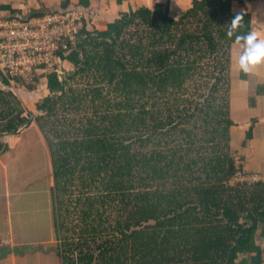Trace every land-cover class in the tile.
Here are the masks:
<instances>
[{
  "label": "trees",
  "instance_id": "trees-1",
  "mask_svg": "<svg viewBox=\"0 0 264 264\" xmlns=\"http://www.w3.org/2000/svg\"><path fill=\"white\" fill-rule=\"evenodd\" d=\"M230 8L87 21L34 114L0 71V136L34 124L49 148L63 264H263L264 182L235 178L251 174L231 143Z\"/></svg>",
  "mask_w": 264,
  "mask_h": 264
},
{
  "label": "crops",
  "instance_id": "crops-1",
  "mask_svg": "<svg viewBox=\"0 0 264 264\" xmlns=\"http://www.w3.org/2000/svg\"><path fill=\"white\" fill-rule=\"evenodd\" d=\"M225 1L230 2L233 13L248 14L251 28L264 38V0ZM1 3L0 11L22 17L69 8L97 12L99 17L89 20L87 25L91 28L98 24L103 29L105 22L116 20L121 13L150 8L156 3L168 7L169 15L178 18L193 6L194 0H2ZM240 50L238 44L232 51L229 72L230 115L234 123L230 128L231 143L242 157L245 172L264 182V64L248 73L240 72L236 66ZM43 84L46 87V81ZM17 96L24 102L25 97ZM0 145V264H63L55 228L53 177L46 140L31 124L16 133H2ZM34 165H41L44 172L33 174L35 168L26 170ZM261 232L262 228L256 235V244L262 251L264 264Z\"/></svg>",
  "mask_w": 264,
  "mask_h": 264
},
{
  "label": "built area",
  "instance_id": "built-area-1",
  "mask_svg": "<svg viewBox=\"0 0 264 264\" xmlns=\"http://www.w3.org/2000/svg\"><path fill=\"white\" fill-rule=\"evenodd\" d=\"M98 17L97 12L81 8L27 17L0 11V71L8 82L1 83L16 90L36 85L42 72L55 70L65 61L59 59L58 51L67 53L85 23ZM235 178L239 182L258 180V176L242 172Z\"/></svg>",
  "mask_w": 264,
  "mask_h": 264
},
{
  "label": "clouds",
  "instance_id": "clouds-1",
  "mask_svg": "<svg viewBox=\"0 0 264 264\" xmlns=\"http://www.w3.org/2000/svg\"><path fill=\"white\" fill-rule=\"evenodd\" d=\"M241 22V14H236L230 23H226L228 25L226 36L239 43L241 50L236 60V66L240 72L248 73L256 66L264 64V38L251 27L247 31H240Z\"/></svg>",
  "mask_w": 264,
  "mask_h": 264
},
{
  "label": "rangeland",
  "instance_id": "rangeland-1",
  "mask_svg": "<svg viewBox=\"0 0 264 264\" xmlns=\"http://www.w3.org/2000/svg\"><path fill=\"white\" fill-rule=\"evenodd\" d=\"M97 26H98V24H97ZM70 69H71V67H69L67 65V62L63 61L62 65L57 68V73L59 72L60 75H62L68 71H71ZM43 81H46V80H43L42 78H40L36 85H32V88H31V85H28L25 88L22 87V89H20V90H16L14 88L15 86H10L11 91H15L17 94H20L22 97H25L24 102H23V105L25 107L24 114H26L28 112H31L32 114L36 113L35 103L41 97H43L48 91L47 87H45V85L43 84ZM32 123H34V122H32ZM23 128H25V127H23ZM20 152H22V150H20ZM38 152L39 151L37 149V151L35 153L37 154ZM30 168H35V171L33 174H35V173L41 174L44 172L43 171L44 169L41 165H34L31 167H26V170L29 171ZM26 175H29V173H27ZM11 191H12V193L14 192L13 187H12ZM13 202H15L14 198H12V203Z\"/></svg>",
  "mask_w": 264,
  "mask_h": 264
}]
</instances>
